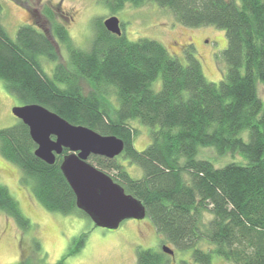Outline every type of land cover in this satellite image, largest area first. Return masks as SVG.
Masks as SVG:
<instances>
[{"label": "trees", "instance_id": "1", "mask_svg": "<svg viewBox=\"0 0 264 264\" xmlns=\"http://www.w3.org/2000/svg\"><path fill=\"white\" fill-rule=\"evenodd\" d=\"M100 1L112 13L125 5L155 4L182 26L224 31V76L217 84L208 82L192 45L182 64L157 41L131 42L107 32L103 20L95 22L89 49L80 50L44 7L51 34L68 60L58 62L45 31L24 24L11 38L0 17L4 88L20 105H40L72 125L121 139L119 156L138 166L141 178L131 177L117 158L90 156L88 161L143 204L162 243L191 250L194 264H212L214 255L232 264H264V0ZM42 61L55 63L50 74ZM131 122L149 129L150 143L142 151L132 144L136 132ZM200 147L212 148L218 158L240 156L245 163L216 167L196 158ZM35 149L18 119L0 129V156L20 170V183L36 202L48 212L87 217L76 208L59 168L67 150L48 165L35 157ZM0 212L21 232L30 229L2 185ZM86 237L75 238L68 255L78 252ZM201 243L207 247L200 248ZM166 257L162 251L137 250L136 264H166Z\"/></svg>", "mask_w": 264, "mask_h": 264}, {"label": "rangeland", "instance_id": "2", "mask_svg": "<svg viewBox=\"0 0 264 264\" xmlns=\"http://www.w3.org/2000/svg\"><path fill=\"white\" fill-rule=\"evenodd\" d=\"M1 23L11 38H15L18 28L30 24L45 31L52 39L59 55L58 62L66 64L68 54L51 34L50 22L43 15L44 7L53 13V20L68 32L75 47L88 50L96 32L95 22L115 16L122 34L131 42L146 38L159 42L168 54L186 64L185 53L188 45L193 47V55L199 61L202 73L208 82L217 84L225 74L226 65L221 53L226 48L225 32L211 26L189 28L178 24L172 15L155 4L141 7L125 5L115 13L100 0H0ZM44 70L50 74L55 63L42 61ZM160 82L153 85L157 90ZM84 91L87 85L82 83ZM20 106L19 100L10 94L0 81V129L17 123L12 115L13 107ZM136 135L133 146L142 151L150 143L149 129L131 122ZM245 136V135H244ZM124 163L125 170L133 178H141L142 170L128 164L121 156L116 157ZM197 159L210 161L220 167L229 162L243 164L245 160L237 155L218 158L212 148H199ZM21 172L0 156V185L7 188L17 201L24 217L31 227L21 232L13 221L0 212V264H136L137 250L161 251L167 246L174 251L167 255L166 264L192 263L191 250L177 251L168 243H162L150 218L125 220L116 230L95 227L85 216L61 215L41 207L30 194L29 188L20 183ZM206 215V220L210 219ZM81 233L87 237L84 246L74 254L68 255L74 247L73 240ZM38 243L39 248L35 245ZM205 243L200 248L205 249ZM212 264H232L220 257L212 256Z\"/></svg>", "mask_w": 264, "mask_h": 264}, {"label": "water", "instance_id": "3", "mask_svg": "<svg viewBox=\"0 0 264 264\" xmlns=\"http://www.w3.org/2000/svg\"><path fill=\"white\" fill-rule=\"evenodd\" d=\"M103 26L113 35H122L120 22L115 16L103 20ZM11 113L27 126L36 145L34 155L44 163L52 165L55 157L67 150L62 156L60 171L75 196L76 208L95 227L116 230L125 220H142L146 216L145 207L139 200L88 161L90 156L116 158L124 149L121 139L72 125L37 104L13 107ZM161 251L173 255V250L167 246H162Z\"/></svg>", "mask_w": 264, "mask_h": 264}]
</instances>
